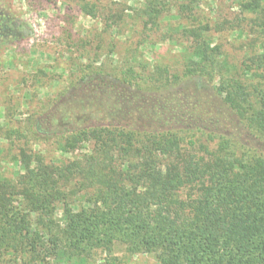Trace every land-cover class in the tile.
<instances>
[{"label":"trees","instance_id":"obj_1","mask_svg":"<svg viewBox=\"0 0 264 264\" xmlns=\"http://www.w3.org/2000/svg\"><path fill=\"white\" fill-rule=\"evenodd\" d=\"M236 1L234 23L216 25L197 12V0H144L132 10L145 39L173 16L185 40L183 71L170 77L139 63L122 72L119 88L153 93L191 82L211 127L183 135L85 126L50 134L68 155L59 158L20 146L10 158L20 171L0 173V264H86L116 245L158 264H264V154L218 128L226 113L264 145V0ZM83 2L81 11L96 17ZM125 10L101 13L105 26L125 23ZM235 31L245 36L238 59L213 44ZM29 127L38 141V120Z\"/></svg>","mask_w":264,"mask_h":264},{"label":"rangeland","instance_id":"obj_2","mask_svg":"<svg viewBox=\"0 0 264 264\" xmlns=\"http://www.w3.org/2000/svg\"><path fill=\"white\" fill-rule=\"evenodd\" d=\"M94 5L96 17L81 11V2ZM184 0H178L183 2ZM144 0H0V9L19 23L14 37L0 41V173L10 177L20 171L10 158L20 146L34 152L68 157L55 149L50 134L91 125H116L137 130H177L184 134L203 130L211 115L182 82L166 91L119 88L118 78L127 67L145 64L167 68L181 77L185 40L176 33L172 17L158 30L142 35L141 22L132 10ZM236 0H197V12L216 25L239 16ZM126 8L125 23L105 26L101 13ZM107 14V13H106ZM10 28L12 27L9 26ZM30 32L29 39L20 40ZM245 36L224 32L213 38L231 58L238 59ZM142 39L144 40L142 42ZM230 58V59H231ZM234 61L233 59H231ZM99 70L104 72L97 76ZM87 73V78L82 76ZM94 76V77H91ZM169 77V78H170ZM109 86V87H108ZM118 98L126 99L117 104ZM218 128L264 154V145L227 116ZM38 120L41 138L31 137L29 122ZM200 123H203V127ZM198 127L197 129H195ZM194 130V131H193ZM18 131L25 139H15ZM10 132V133H9ZM45 134H49L46 139ZM51 138H50V137ZM12 142L14 145L12 146ZM11 149V152H8ZM57 150V151H56ZM86 264H158L153 255H129L116 245L111 254L97 252Z\"/></svg>","mask_w":264,"mask_h":264},{"label":"flooded vegetation","instance_id":"obj_3","mask_svg":"<svg viewBox=\"0 0 264 264\" xmlns=\"http://www.w3.org/2000/svg\"><path fill=\"white\" fill-rule=\"evenodd\" d=\"M12 27L10 28L9 26ZM19 28V23L16 20H12L8 15L0 9V41L5 38H10L15 36V30Z\"/></svg>","mask_w":264,"mask_h":264}]
</instances>
